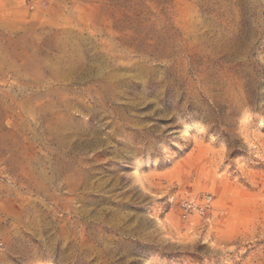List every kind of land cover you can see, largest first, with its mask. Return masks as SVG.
I'll return each instance as SVG.
<instances>
[{
  "label": "rangeland",
  "instance_id": "obj_1",
  "mask_svg": "<svg viewBox=\"0 0 264 264\" xmlns=\"http://www.w3.org/2000/svg\"><path fill=\"white\" fill-rule=\"evenodd\" d=\"M0 264H264V0H0Z\"/></svg>",
  "mask_w": 264,
  "mask_h": 264
},
{
  "label": "built area",
  "instance_id": "obj_2",
  "mask_svg": "<svg viewBox=\"0 0 264 264\" xmlns=\"http://www.w3.org/2000/svg\"><path fill=\"white\" fill-rule=\"evenodd\" d=\"M180 208H181L180 217L182 220H187L193 211H196L198 215L202 216L209 208V199L205 198L203 200V203L199 207H196V205L192 201H183L180 204Z\"/></svg>",
  "mask_w": 264,
  "mask_h": 264
}]
</instances>
